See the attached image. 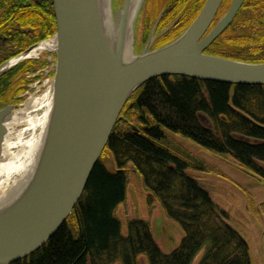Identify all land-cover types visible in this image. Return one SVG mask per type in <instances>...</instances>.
<instances>
[{
    "label": "trees",
    "instance_id": "obj_1",
    "mask_svg": "<svg viewBox=\"0 0 264 264\" xmlns=\"http://www.w3.org/2000/svg\"><path fill=\"white\" fill-rule=\"evenodd\" d=\"M204 2L179 0L177 13H185L183 29L177 34L172 26L175 35L169 34L152 49L180 36ZM231 2L223 1L211 28ZM55 33L52 0H0V67ZM204 53L264 63V0H245L233 22ZM36 70L31 62H22L0 76V108L18 105L30 82L25 77ZM200 116L208 120L209 128ZM120 118L66 222L44 246L13 264H194L198 258L197 264H251L241 235L227 223V215L205 185L189 174L205 172L207 167L169 134L232 160L264 182V86L163 76L139 87ZM108 153L114 172L103 163ZM129 166L148 193L149 210L157 200L183 232L170 254L160 250L148 221L130 219L123 226L116 214L126 201Z\"/></svg>",
    "mask_w": 264,
    "mask_h": 264
},
{
    "label": "water",
    "instance_id": "obj_2",
    "mask_svg": "<svg viewBox=\"0 0 264 264\" xmlns=\"http://www.w3.org/2000/svg\"><path fill=\"white\" fill-rule=\"evenodd\" d=\"M113 1L109 6L114 37L105 26L101 0H52L56 23L52 107L33 174L18 195L0 207V264L29 256L66 222L121 119V111L143 84L163 76H181L264 86V63L204 53L233 22L245 0H232L212 28L223 0H205L182 34L155 50L158 37L153 30L140 50L136 49V28L145 0H140L128 37L132 0H124L117 21ZM38 45L1 66L0 76ZM14 108L12 104L0 108V156Z\"/></svg>",
    "mask_w": 264,
    "mask_h": 264
},
{
    "label": "rangeland",
    "instance_id": "obj_3",
    "mask_svg": "<svg viewBox=\"0 0 264 264\" xmlns=\"http://www.w3.org/2000/svg\"><path fill=\"white\" fill-rule=\"evenodd\" d=\"M123 2L124 0H115L114 2L116 21ZM159 3L161 4L162 0H145L144 2L136 28L138 31L136 49L138 50L146 43L145 35L142 37L143 26L153 12L154 5ZM215 20L217 21V19ZM173 27L176 28L175 32L177 34L183 29L182 24ZM173 27L165 33L166 36L171 33V36L175 35V32L172 31ZM140 37L142 40H140ZM51 40H53V37L44 42ZM37 61L43 62L44 65L38 67L37 64H34ZM22 62H31L37 70L25 77L30 82H28L24 92L20 95L18 105H14L13 115L24 109V104L30 98H39L50 89L54 76V48L45 50L37 58L24 59L20 63ZM17 115L20 114L18 113ZM200 121L204 126L210 127L208 120L204 116H200ZM16 128L20 129L22 127ZM169 135L177 144L205 164L207 167L205 172L189 171V174L205 185L213 201L227 215V223L241 235L247 244L251 264H264V212L262 209L264 204V182L237 169L238 166L230 159L222 160L180 136ZM103 163L109 171L114 172L116 170L110 153L104 156ZM129 176L130 183L127 188L126 201L117 210L118 218L123 226L130 219L148 221L154 241L164 254H170L178 248L183 238L181 228L165 216L157 200L154 202V208L151 211L149 210L146 203L148 193L144 190L140 177L131 170L130 166ZM122 232L126 235L125 227H123ZM198 260L199 258L194 264H197Z\"/></svg>",
    "mask_w": 264,
    "mask_h": 264
},
{
    "label": "bare ground",
    "instance_id": "obj_4",
    "mask_svg": "<svg viewBox=\"0 0 264 264\" xmlns=\"http://www.w3.org/2000/svg\"><path fill=\"white\" fill-rule=\"evenodd\" d=\"M140 0H132L129 13L128 36ZM110 0H101L105 26L109 34L116 33L110 16ZM130 40V38H129ZM129 46V42L127 43ZM55 47V40L40 43L24 59L37 58L45 50ZM21 59V60H22ZM52 107L51 87L39 98H30L24 109L13 115L6 124V135L0 156V207L12 201L33 174L45 138ZM22 128L17 129L16 127Z\"/></svg>",
    "mask_w": 264,
    "mask_h": 264
},
{
    "label": "flooded vegetation",
    "instance_id": "obj_5",
    "mask_svg": "<svg viewBox=\"0 0 264 264\" xmlns=\"http://www.w3.org/2000/svg\"><path fill=\"white\" fill-rule=\"evenodd\" d=\"M178 2L179 0H162L161 4L159 3L154 5L153 12L151 13L147 23L143 26L142 37L145 35V42L148 40L152 30L154 31V36L158 37L154 43L155 45L157 42H161V40L166 37L164 34L159 38L162 32L175 20H177L176 24L178 23V26L183 23L182 20L185 13L182 11L177 13ZM140 40H142L141 37Z\"/></svg>",
    "mask_w": 264,
    "mask_h": 264
}]
</instances>
